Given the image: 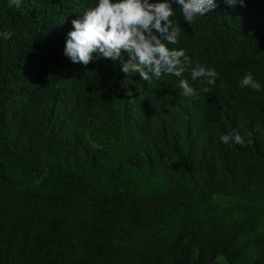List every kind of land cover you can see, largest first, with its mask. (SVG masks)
I'll use <instances>...</instances> for the list:
<instances>
[{
    "label": "trees",
    "instance_id": "16d2710c",
    "mask_svg": "<svg viewBox=\"0 0 264 264\" xmlns=\"http://www.w3.org/2000/svg\"><path fill=\"white\" fill-rule=\"evenodd\" d=\"M93 4L0 0V264H264V91L238 83L264 85V0L192 24L173 0L194 96L72 62ZM197 63L215 85L191 80ZM234 130L243 145L221 142Z\"/></svg>",
    "mask_w": 264,
    "mask_h": 264
},
{
    "label": "clouds",
    "instance_id": "9594fccd",
    "mask_svg": "<svg viewBox=\"0 0 264 264\" xmlns=\"http://www.w3.org/2000/svg\"><path fill=\"white\" fill-rule=\"evenodd\" d=\"M10 6L21 9L23 0H8ZM182 17L189 24L195 18L217 6V0H174ZM230 7L245 6L246 0H224ZM173 0H94L71 23L64 46V54L72 62L87 65L101 58L119 62L126 74L124 85L131 82L132 74L139 72L141 79L151 81L168 74L179 78L182 95L194 96L196 89L185 78L184 73L192 65L191 57L182 47L169 45L179 43L180 28L170 17L175 15ZM5 37L8 33H2ZM191 80L206 78L208 85H215L219 75L215 68L197 63L191 67ZM240 87L264 91V85L246 73L239 80ZM209 89L204 88L207 92ZM130 91V89H129ZM225 144L243 145L244 138L238 131L220 136Z\"/></svg>",
    "mask_w": 264,
    "mask_h": 264
}]
</instances>
